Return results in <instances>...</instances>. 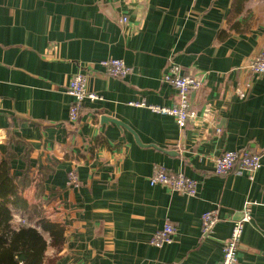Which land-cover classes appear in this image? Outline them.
<instances>
[{
	"label": "crops",
	"instance_id": "crops-1",
	"mask_svg": "<svg viewBox=\"0 0 264 264\" xmlns=\"http://www.w3.org/2000/svg\"><path fill=\"white\" fill-rule=\"evenodd\" d=\"M262 50L264 0H0V162L29 206L8 205L12 228L47 241L41 264H217L248 202L238 264H264V74L247 70ZM105 58L135 71H90L87 88L102 99L87 101L74 126L66 87ZM169 58L204 80L191 98L201 118L184 129L131 104L176 101L161 79ZM242 148L262 154L253 179L215 174L217 156ZM154 164L197 180V195L151 185ZM72 169L77 187L67 185ZM212 208L220 220L205 234ZM48 221L65 228L60 249ZM166 222L178 232L159 248L150 240Z\"/></svg>",
	"mask_w": 264,
	"mask_h": 264
},
{
	"label": "built area",
	"instance_id": "built-area-1",
	"mask_svg": "<svg viewBox=\"0 0 264 264\" xmlns=\"http://www.w3.org/2000/svg\"><path fill=\"white\" fill-rule=\"evenodd\" d=\"M128 18L121 19L126 22ZM97 68L103 69L104 74L112 78H126L134 73V68L118 58H105L98 62H91L85 65L84 71L75 73L66 87V92L73 97L69 111V123L74 126L80 121L84 105L87 101L102 99V96L87 88L90 71ZM251 74H264V50L247 65ZM162 81L170 84L176 90V101L172 105L150 104L145 100L131 102L132 105L147 107L151 111L174 118L178 127L184 129L188 123L199 121L201 115L191 100L192 94L203 85V78L183 72L181 65L174 58H169L162 75ZM243 93H241V96ZM0 130V136L3 134ZM262 154L251 148L238 150H227L214 159V172L219 176H225L236 171L238 174H246L253 179L262 167ZM151 185H163L172 192L186 193L189 196H196L198 193V181L187 176L183 172H172L165 166L154 164L152 174L149 176ZM79 175L76 169L68 172V187L79 185ZM252 202H248L239 219L232 220V230L222 247V258L217 264H238V253L241 249L242 238L247 223L252 220ZM235 216V215H234ZM220 220L218 208H212L202 215V231L205 234L213 232ZM178 232V228L171 222H166L162 229L154 232L150 243L159 248L170 244Z\"/></svg>",
	"mask_w": 264,
	"mask_h": 264
},
{
	"label": "trees",
	"instance_id": "trees-1",
	"mask_svg": "<svg viewBox=\"0 0 264 264\" xmlns=\"http://www.w3.org/2000/svg\"><path fill=\"white\" fill-rule=\"evenodd\" d=\"M9 204L28 208L27 200L15 183L9 160L0 162V264H41L47 241L34 227L14 230L10 224L12 214ZM39 215V214H38ZM52 237V244L60 249L65 228L62 224L43 222Z\"/></svg>",
	"mask_w": 264,
	"mask_h": 264
},
{
	"label": "water",
	"instance_id": "water-1",
	"mask_svg": "<svg viewBox=\"0 0 264 264\" xmlns=\"http://www.w3.org/2000/svg\"><path fill=\"white\" fill-rule=\"evenodd\" d=\"M192 96H193V94H192ZM102 121H103V122H109V121H112V122H115V123H117V124H120L118 121H116V120H114V119H111V118H108V117H106V116H104V117L102 118ZM136 139H137V141H138L139 143L141 142L138 136H136ZM140 144H141V143H140ZM239 214H240V213L237 212V213L235 214V216H234V219H239Z\"/></svg>",
	"mask_w": 264,
	"mask_h": 264
}]
</instances>
